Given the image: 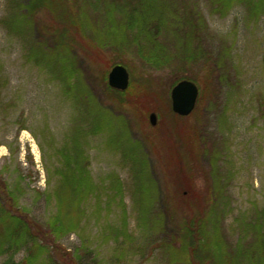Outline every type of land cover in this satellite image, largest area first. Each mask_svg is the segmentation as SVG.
Listing matches in <instances>:
<instances>
[{
	"label": "rangeland",
	"instance_id": "1",
	"mask_svg": "<svg viewBox=\"0 0 264 264\" xmlns=\"http://www.w3.org/2000/svg\"><path fill=\"white\" fill-rule=\"evenodd\" d=\"M26 1L0 0V174L20 201L46 220L56 211L45 193L82 128L92 194L68 251L89 264H211L169 236L205 211L203 236L220 231L231 264H264V0H63L83 31L58 44L65 14L28 19ZM116 64L130 73L120 97L105 86ZM185 76L200 96L180 117L170 92Z\"/></svg>",
	"mask_w": 264,
	"mask_h": 264
},
{
	"label": "trees",
	"instance_id": "2",
	"mask_svg": "<svg viewBox=\"0 0 264 264\" xmlns=\"http://www.w3.org/2000/svg\"><path fill=\"white\" fill-rule=\"evenodd\" d=\"M11 1L13 3L11 7L18 8L19 0ZM221 1L225 4L227 0ZM63 2V0H27L23 5L24 10L21 11L28 14V19L33 16L34 10L52 14L59 11L60 16L65 14V18L61 21L62 26L56 27V31L52 33L58 38L56 39L57 44L59 41L64 43L66 36L75 35L78 31L82 32L83 27L78 21L80 20L78 14L66 11V7H60ZM21 11L15 15L16 19L21 17ZM26 22L31 23L29 20ZM10 27L17 29L15 21ZM72 28L77 29V32L74 33ZM185 77L194 79L191 76ZM103 78L106 81V77ZM178 80H181V77L175 83ZM105 86L109 92H114L118 97L124 96L130 88L125 91L116 90L111 88L107 82ZM202 93H204L203 90ZM137 97H134L135 101ZM86 135L88 131L82 128L76 129L70 138L71 141L62 150L64 166L59 169L58 173L60 183L45 193L46 204L51 196H54L56 200V211L47 220L44 215L21 202V197L17 196L19 195L17 188L10 187V183L0 174V259L8 256L0 264H89L86 254L83 256L79 251L71 253L63 247L62 243L63 238L78 227L80 221L78 216L82 212L80 204L92 194V184L86 170L89 160L84 155L85 142L82 139ZM117 181L120 186L119 179ZM198 214L197 217L188 218L186 216L177 221L173 233L169 235L171 240L176 243L180 242L182 249L192 246L191 249L199 250L198 252H202L203 257L211 259V264H231L229 255L232 252L229 253L227 250L229 243L220 231L213 239H205L202 233L204 229L201 230V228L209 215L205 211ZM262 216L264 219V213ZM262 222L264 221L255 220L254 224L260 225ZM198 230H201V237H203L198 239V241L202 240L201 244L197 241L196 245L195 242L191 243V240L195 239ZM258 231L256 239L261 243L264 232ZM18 252H23L21 260L14 258L15 253ZM219 256L224 257V261L215 263L214 258ZM196 261L195 264H202L201 260ZM94 262L96 264L93 257L92 263Z\"/></svg>",
	"mask_w": 264,
	"mask_h": 264
},
{
	"label": "water",
	"instance_id": "3",
	"mask_svg": "<svg viewBox=\"0 0 264 264\" xmlns=\"http://www.w3.org/2000/svg\"><path fill=\"white\" fill-rule=\"evenodd\" d=\"M108 85L116 90L125 91L130 85V73L123 64L114 65L107 76ZM171 106L175 114L187 117L196 108L200 90L198 85L191 79L179 80L171 89ZM152 125L157 124V114L152 112L149 116Z\"/></svg>",
	"mask_w": 264,
	"mask_h": 264
}]
</instances>
